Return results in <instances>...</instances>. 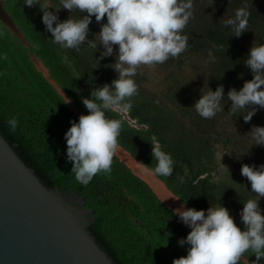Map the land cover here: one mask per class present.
<instances>
[{
    "label": "trees",
    "instance_id": "obj_1",
    "mask_svg": "<svg viewBox=\"0 0 264 264\" xmlns=\"http://www.w3.org/2000/svg\"><path fill=\"white\" fill-rule=\"evenodd\" d=\"M3 1H6L8 10L11 8L13 20L30 48H25L0 22V57H7L0 59V135L23 163L34 170L47 189L70 190L83 199L84 208L94 215L89 231L114 264H172L173 257H186L189 246H179L177 241L186 238L190 230L115 156L109 175L98 174L87 186L75 180L72 164L66 160L64 133L71 126L70 121L78 119L30 60V54H33L65 96L83 115H87L82 99L90 98L94 88L110 84L117 78L112 57L100 59L98 64L95 59H99L104 50L100 45L98 49L85 45L79 52L61 50L52 43L51 34L45 31L38 5L29 8L23 6V0ZM241 6L242 0H194L193 18L184 30L190 47L177 58L157 65L178 63L179 69L183 56H202L207 60L212 45L220 46V51L213 50L215 63L208 64L209 80L205 90L208 91L207 86L212 91L218 85L224 86L222 105L225 104L223 113L226 116L231 107V101L226 97L229 89L239 90L244 82L253 78L244 64L250 50L246 42L251 38L252 46L264 43V0H247L249 28L240 37L233 36V31L224 26ZM79 15L74 13L73 16ZM92 20L90 40L95 32L100 31V24L94 17ZM135 80L139 95L132 98L133 107L128 113L147 129L138 131L124 122L118 145L152 171L156 164L151 154L152 146L158 143L176 161L172 176L158 177L171 192L184 204L186 201L187 207L196 210L206 211L211 205L221 204L230 210L243 230L239 218L243 208L241 201L255 198L251 187L237 177L232 182L237 183L236 187L240 185L242 192L234 189L232 184L222 190L211 185L209 178L198 180L208 170L207 165L212 163L215 155L208 139L202 138L200 133L207 129L215 133L218 122L217 115L206 120L196 113L194 103L203 95L198 83L195 79L189 84L171 77L165 91L167 102L186 115L197 128L198 133H195L180 125L166 103L142 88L136 77ZM242 115H245L244 110L233 115L239 123L238 132L226 135L221 142L235 153L231 158L237 167L245 163L259 166L264 164V146L249 145L252 138L248 133L253 126H264V109L258 108L249 122H245ZM13 116L19 121L15 131H11L7 124ZM107 116L122 119L115 112H108ZM178 176L184 177L183 184L179 183ZM249 255L251 253H245L243 258H248V264H252L256 258ZM238 264L244 262L238 261ZM259 264H264V259Z\"/></svg>",
    "mask_w": 264,
    "mask_h": 264
},
{
    "label": "clouds",
    "instance_id": "obj_2",
    "mask_svg": "<svg viewBox=\"0 0 264 264\" xmlns=\"http://www.w3.org/2000/svg\"><path fill=\"white\" fill-rule=\"evenodd\" d=\"M59 4V8H49L44 0H23V6H39L45 31L61 50L79 52L85 45L92 49L102 45L104 50L99 59L94 58L99 64L100 59L113 56L116 46V62L112 68L117 78L110 84L94 88L90 98L82 99L88 114L80 115L78 121H70L71 126L64 133L66 160L72 164L71 172L79 184L87 186L96 175L111 173L124 120L110 119L107 113L131 111L132 98L139 95L135 80L137 69L141 65L164 64L190 47L184 30L193 18L194 0H59ZM60 9L70 13L66 20L61 21L57 15ZM72 13L80 15L72 16ZM93 17L100 24V31L93 34L98 44L94 38L88 39ZM105 17L106 22L102 23ZM249 18L247 0H242V6L224 26L233 31V36L240 37L248 31ZM213 50L221 49L212 45L207 54L209 63L216 60ZM244 64L253 78L244 82L239 90L229 89L226 97L231 101L228 113L233 116L244 110L243 120L249 122L258 108L264 109V43L250 48ZM207 88L208 91L194 103L196 113L206 120L224 112L225 105H222L225 98L222 84L215 91ZM18 123L16 116L7 121L11 131L16 130ZM248 134L253 145L264 146V126H253ZM151 154L156 162L153 174L164 178L172 176L176 161L171 153L157 143L152 146ZM240 174L250 182L251 193L257 197L243 202L239 212L243 230L230 210L221 204L211 205L206 211L186 208L182 204L174 214L190 232L177 243L189 247L186 257L174 259L172 264H238L245 253L255 256L252 264L264 259V210L259 206L260 198L264 197V164H243ZM177 179L181 184L185 182L182 176Z\"/></svg>",
    "mask_w": 264,
    "mask_h": 264
},
{
    "label": "water",
    "instance_id": "obj_3",
    "mask_svg": "<svg viewBox=\"0 0 264 264\" xmlns=\"http://www.w3.org/2000/svg\"><path fill=\"white\" fill-rule=\"evenodd\" d=\"M0 22L25 48L29 47L1 2ZM30 60L64 102L69 101L66 105L78 119L82 113L50 79L43 64L33 54ZM116 114L135 130L147 129L128 112ZM114 156L173 214L181 207L180 198L125 149L118 145ZM93 221V213L84 208L79 195L47 189L0 135V264H114L89 231Z\"/></svg>",
    "mask_w": 264,
    "mask_h": 264
},
{
    "label": "rangeland",
    "instance_id": "obj_4",
    "mask_svg": "<svg viewBox=\"0 0 264 264\" xmlns=\"http://www.w3.org/2000/svg\"><path fill=\"white\" fill-rule=\"evenodd\" d=\"M96 33L98 32H95V34ZM90 34L91 32L89 33V36ZM93 38H94V35H93ZM94 39L98 43V38H94ZM252 43H253V40L250 38L249 41L246 42V45L249 46V48H251ZM115 49H116V46H114V53L112 56L114 63L116 62ZM181 60L183 63L179 66L180 67L179 69L177 68L178 63L177 64L175 63L173 65H168V66L141 65L137 69L136 79L139 81L140 86L144 88L148 93L153 94V96H155L158 100L166 103L168 108L172 110L175 118L179 120L178 122L180 123V125H182L187 130H193L195 133H198L196 132L198 131L197 128L192 125L191 121H189L186 115L180 114V112H178V110L176 109L177 107H175L174 109L172 104L167 102L169 99L166 97L167 95L165 91L167 88V82H168L167 80H169V78L172 77L173 79H176L177 81H183L184 83H189V84L190 82L193 81V79H195L194 81L198 83V86L203 91V94L206 93L205 87L209 80L207 77L208 76L207 72L209 70L208 69L209 62L208 60H205L204 57L202 56L194 57L193 55H185L182 57ZM183 98L186 101V97H183ZM217 120L218 122L215 124L216 128L214 127L215 133L207 129L208 131L204 130V132L200 133V135L204 139L207 138L208 143L213 145L214 148L217 149L218 158L225 160V163L224 162L222 163L223 170L221 171V175H220L221 177H225L226 173L229 172L228 170L232 171L231 169L234 168L232 165L235 164V162L233 160L231 161L232 163L231 164L229 161H226L228 159L227 157L229 158L231 157V153H228L230 151V147H227V145L222 144L221 139L225 138L226 135L231 136L230 134H234L238 132L239 123L237 122V119L235 118V116H231L230 114L226 116L224 115L223 112L217 113ZM252 144H254V142L250 140L249 145H252ZM241 161L242 159L240 160V162ZM241 166L238 170L241 169ZM238 170H236L237 175L238 173H240V171ZM233 171L235 172V169H233ZM235 177L236 176H234V178ZM244 180H245L244 184L246 183V185H249L251 187L250 182L247 181L246 177H244ZM253 195L255 196L256 194L253 193ZM255 198L257 197L255 196ZM263 198L264 197L260 198V200H262Z\"/></svg>",
    "mask_w": 264,
    "mask_h": 264
},
{
    "label": "flooded vegetation",
    "instance_id": "obj_5",
    "mask_svg": "<svg viewBox=\"0 0 264 264\" xmlns=\"http://www.w3.org/2000/svg\"><path fill=\"white\" fill-rule=\"evenodd\" d=\"M16 1V0H15ZM21 1V0H20ZM0 2L2 3V9L7 13V15L12 19V21L14 22V20H13V16H12V10H11V8L9 7V10L7 9V3H6V1H3V0H0ZM44 3H45V5L47 6V7H49V8H59L60 6H58V3H59V0H44ZM22 4H23V2H22ZM50 11H55L54 9H49ZM57 15L59 16V18H60V20L61 21H63L62 20V18L64 19V18H68L69 17V15H70V13L68 12V10H65V9H60L59 10V12L57 13ZM72 16L74 15V13H72L71 14ZM14 24L17 26V24L14 22ZM18 27V29H19V26H17ZM20 30V29H19ZM23 37H24V35H23ZM25 38V37H24ZM26 40V39H25ZM29 45V44H28ZM29 48H30V45H29ZM132 119V118H131ZM133 120V119H132ZM136 121V120H135ZM137 122V121H136ZM209 145H211V144H209ZM212 147H213V150H214V157H213V161H212V163L210 164V165H207L209 168H208V170H206V172L204 173V174H201L199 177H198V180L199 179H204V178H209V182H210V184L211 185H213V186H216L217 188H222V190H224L225 188H226V186L229 184L230 186H231V184L233 185L232 187L234 188V189H238L240 192H242V190H240V188H241V186L240 185H238L237 187H236V185H237V183H235V182H232V180H234L233 178H234V176H236L237 178H239L241 181H242V183H244V177L242 176V175H240V173H238V175H237V171L236 170H238L239 169V167H237L236 166V164H233L232 166L234 167V168H232L231 170L233 171V169H235V172L233 171H230V170H228L229 172L228 173H226V176L225 177H221L220 175H221V171L223 170V162L225 163V160L224 159H219L218 158V152H217V149L216 148H214V146L212 145ZM227 153V152H226ZM228 153H231V154H235V153H232L231 151H229ZM226 156H228V155H226ZM228 159L226 160V161H229L230 163H231V161H233L232 160V158L230 157H227ZM232 164V163H231ZM210 169V170H209ZM238 171H240V170H238ZM230 172H231V174H230ZM233 177V178H232ZM197 181V180H196ZM196 183V182H195ZM224 186V187H223ZM231 187V188H232ZM169 189V188H168ZM242 189V188H241ZM170 190V189H169ZM171 191V190H170ZM65 192H73V191H70V190H67V191H65ZM71 198H69V202H71ZM243 202L244 201H241V203L243 204ZM184 204V203H183ZM73 205H75V204H73ZM72 205V206H73ZM185 205V204H184ZM71 206V207H72ZM186 207H187V205H185ZM259 206H260V208L262 209V210H264V199H262V200H260L259 201ZM187 208H189V207H187ZM86 209V208H85ZM262 214H264V213H262ZM137 222V221H136ZM174 259H176L175 257H173V260ZM243 259L245 260V261H247L245 258H241V262H243ZM245 264V263H244ZM246 264H248V261H247V263Z\"/></svg>",
    "mask_w": 264,
    "mask_h": 264
}]
</instances>
